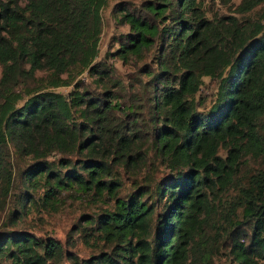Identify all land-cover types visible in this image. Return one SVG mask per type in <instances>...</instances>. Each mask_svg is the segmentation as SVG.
Returning <instances> with one entry per match:
<instances>
[{"label":"trees","instance_id":"1","mask_svg":"<svg viewBox=\"0 0 264 264\" xmlns=\"http://www.w3.org/2000/svg\"><path fill=\"white\" fill-rule=\"evenodd\" d=\"M109 2L0 0V210L12 202L15 225L64 192L114 200L82 215L76 231L104 246L69 252L73 264H264V167L245 174L264 159V0L215 16L205 0L119 4L129 31L101 57ZM206 77L210 106L197 98ZM64 255L53 238L0 229V264Z\"/></svg>","mask_w":264,"mask_h":264},{"label":"rangeland","instance_id":"2","mask_svg":"<svg viewBox=\"0 0 264 264\" xmlns=\"http://www.w3.org/2000/svg\"><path fill=\"white\" fill-rule=\"evenodd\" d=\"M205 6L208 11V15L215 16L221 14H232L237 9L242 0H205ZM143 0H110L108 6L103 11L104 18V29L102 33L100 49L101 57H104L107 52H113L118 47L116 40L122 35L129 31V26L127 24H122L119 21V14L116 13L117 6L119 4H125V6L140 10ZM114 64L118 69V73L122 74L124 77L135 78L137 75L135 66L123 65L120 59H115ZM1 75V66H0ZM86 83H92L91 78H84ZM217 89L216 81L206 77L204 78V85L202 86L201 92L197 95V98L204 100L203 102L206 106H210L212 100L214 99ZM62 91H68V88L60 89ZM222 154H225L222 151ZM250 172L245 174L250 175L253 169H259L264 167V159L257 162L251 161L248 166ZM151 173L155 176V179H160L165 173L164 168L158 164L157 168H151ZM145 173L139 177L142 180ZM125 190L124 193L132 189V179L128 178L127 175L124 176ZM41 195L42 190L37 192ZM235 191L231 190L226 194L218 197L215 204L220 203L225 206L232 199V195H235ZM37 198V195H36ZM93 196L80 197L64 192L62 199L60 201V206L57 208H44L42 205L32 204L26 207L24 214L18 215V221L15 225L10 224V219H8V213L10 211L9 207H14L13 203H10L8 208L0 210V229L10 228L21 229L30 231L40 238H53L60 242L64 248L65 255L60 263L58 264H73L72 260L69 258L68 253L73 252L74 254L80 256L81 258H87L92 254L99 251L103 246V242L96 240V237H90L85 240L82 235L76 231V225L79 223L82 215L90 214L95 215L101 212L104 208L113 207L114 200H98L96 201ZM219 198L221 200H219ZM226 207H222L224 209ZM9 223L10 227L7 226ZM1 263V262H0ZM2 264H11L9 260L4 261ZM212 264H230V260L222 254H218Z\"/></svg>","mask_w":264,"mask_h":264}]
</instances>
